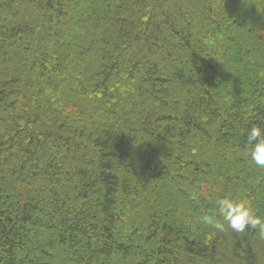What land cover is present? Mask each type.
Here are the masks:
<instances>
[{"label": "trees", "instance_id": "1", "mask_svg": "<svg viewBox=\"0 0 264 264\" xmlns=\"http://www.w3.org/2000/svg\"><path fill=\"white\" fill-rule=\"evenodd\" d=\"M264 0H0V264H264Z\"/></svg>", "mask_w": 264, "mask_h": 264}, {"label": "clouds", "instance_id": "2", "mask_svg": "<svg viewBox=\"0 0 264 264\" xmlns=\"http://www.w3.org/2000/svg\"><path fill=\"white\" fill-rule=\"evenodd\" d=\"M246 144L252 163L264 169V128L252 125L246 133ZM213 212L199 217V221L216 232L230 229L236 233L257 230L264 238V217L253 209L251 204L241 198L227 195L217 196L213 201Z\"/></svg>", "mask_w": 264, "mask_h": 264}]
</instances>
